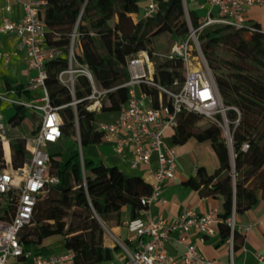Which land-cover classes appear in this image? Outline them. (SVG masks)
Masks as SVG:
<instances>
[{"label": "trees", "instance_id": "1", "mask_svg": "<svg viewBox=\"0 0 264 264\" xmlns=\"http://www.w3.org/2000/svg\"><path fill=\"white\" fill-rule=\"evenodd\" d=\"M156 1L158 11L152 19H133L132 15L139 12L140 0H46L40 13L46 32L45 46L59 50L60 54L45 63L44 85L50 105L59 108L62 119V137L58 143L48 145L47 151L51 172L60 182L39 197L30 223L21 230L20 242L26 250L51 255V248L42 243L58 237L64 250L74 253V264H106L118 248L104 246L101 222L106 225L108 218L113 217L119 223L123 207L129 209L130 220L138 218L140 211L147 208L140 202L151 194L149 183L141 177L127 176L115 166L85 158L83 150L102 141V134L95 126L96 113L87 111L90 104L87 98L91 94L89 80L84 75H76L71 93L57 77L68 68V47L76 30V60L87 67L98 90H109L101 101L100 112H119L129 98L128 89L123 87L129 80L128 59L139 51L151 56L153 40L163 34H169L173 42L187 37L183 0ZM188 16L192 27H198L197 16L192 11H188ZM247 28L253 31L249 33ZM198 42L222 105L227 109L233 164L222 129L215 124L200 127L204 118L199 114L181 111L177 115L171 143L179 146L189 139L210 142L218 159V169L213 175L198 172L185 186L202 198L221 199L217 229L225 240L230 237L225 221L232 212L237 215L248 211L256 203L257 194H264V30L251 23L243 29L213 26L199 33ZM155 62V82L178 92L183 81L182 63ZM174 80L179 81V86H173ZM4 86L7 91H21L19 85L9 81ZM142 91L158 107L159 92L147 86H142ZM74 101L77 103L73 106ZM162 101L170 105L165 95ZM14 107L16 114L10 120L13 128L24 121L28 110ZM68 139L72 140V148L68 159L61 161L59 157ZM243 145L248 148L243 150ZM10 148L13 167L19 168L26 158L24 139L12 138ZM8 217L5 209L0 218ZM239 238L235 231L234 249Z\"/></svg>", "mask_w": 264, "mask_h": 264}, {"label": "built area", "instance_id": "2", "mask_svg": "<svg viewBox=\"0 0 264 264\" xmlns=\"http://www.w3.org/2000/svg\"><path fill=\"white\" fill-rule=\"evenodd\" d=\"M23 16L18 21L4 18L0 26V34H15L24 47L28 69L33 72L29 79L30 91L41 89L43 95L39 100L24 101L15 96V91L0 93V104L21 106L39 112V123L32 137L24 138L26 158L19 168H14L10 148L11 138L7 136L6 124L0 113V207L8 211V218H0V264H74V253L64 251L58 255L36 254L26 250L20 242L21 230L30 223L33 209L39 197L59 184L58 176L51 172V159L47 146L56 144L62 137V119L59 108L50 105L47 89L45 63L60 54L57 49L45 46L46 32L40 13L46 0H20ZM145 3L142 11L143 19H152L157 11L156 0H140ZM208 12L198 27L191 25L188 12L184 8L188 27L187 37L173 42L165 53L139 51L127 61L129 80L123 85L128 89V101L117 112L112 122L95 124L96 130L102 134V141L112 143L117 155L130 151L132 158L130 167L136 169L140 165H149L155 156L156 166L151 170V194L141 199V205L147 207L140 211L136 219L123 223L127 237L121 241L113 237L118 248L113 259L106 264H214L204 258L192 242L197 237L200 242L216 233L217 215L210 213L198 215L188 210L170 220L157 219L148 215L149 208L159 202L161 188L175 178L176 152L173 145L166 143V132L176 126L177 115L181 111L196 113L222 129L226 143L231 142L230 131L213 75L202 55L198 42L199 33L208 27L227 26L232 29H243L246 24V10L253 6H264V0H207ZM10 8H6L9 12ZM249 33L253 29L247 28ZM73 31L68 47V68L59 73L58 82L73 93L76 75H84L90 82L91 94L87 111L98 113L101 101L109 90H98L92 75L84 64L74 56V45L77 40ZM180 61L183 65V81L178 92L161 87L154 80L155 61ZM0 61L8 62L6 55H0ZM174 80L173 86H179ZM142 86L154 88L159 92L158 107L153 106V99L142 91ZM163 95L170 101L164 104ZM74 101L71 105H75ZM222 114L221 121L216 113ZM237 113L238 111L234 109ZM239 114V113H238ZM215 124V125H216ZM247 145L242 149L246 150ZM78 154L81 165L82 181L85 186L83 170V154L78 139ZM235 213L225 221L230 230L228 244L232 250V236L235 232ZM249 227L245 228L248 231ZM177 236L176 243L183 252L178 258L171 257L166 249L171 236ZM257 261L264 264V256H257ZM232 264V260L230 262Z\"/></svg>", "mask_w": 264, "mask_h": 264}, {"label": "crops", "instance_id": "3", "mask_svg": "<svg viewBox=\"0 0 264 264\" xmlns=\"http://www.w3.org/2000/svg\"><path fill=\"white\" fill-rule=\"evenodd\" d=\"M207 0H183L184 8L192 11L201 22L208 12ZM9 7L10 11L6 12ZM246 24H257L264 30V6H253L246 10ZM23 16L22 3L20 0H0V26L4 18L12 21H18ZM133 19H140V13L132 15ZM142 18V17H141ZM0 55H6L8 62L0 61V93L12 92L7 91L4 84L9 81L14 85L20 86V92H15L16 97L24 101L39 100L43 93L41 89L30 91L28 88L29 79L33 76V72L28 69L25 59L24 47L21 40L13 33L0 34ZM113 115L108 122H112L117 112L101 113L96 115ZM95 124L100 123L96 121ZM40 119V118H39ZM39 120L36 123L32 133L35 132ZM173 130L166 132V143L172 145L171 137ZM23 138V137H22ZM176 152V170L175 178L165 184L159 195V202L152 205L148 210V215L157 218L170 220L182 215L184 212L191 210L198 215H206L215 213L218 216L221 210V199L218 198H202L191 188L185 186L190 178H195L197 173L202 171L207 175H213L218 169L219 163L216 154L210 142H198L189 139L182 145L173 146ZM88 159L94 162H102L107 166H115L120 172L127 176L141 177L151 186V170L156 166V158H151L149 165H140L136 169L130 167L132 155L130 151H126L122 155H117L114 151L112 143L101 141L99 144L92 145ZM123 207L119 213V223L113 217H109L106 223V232L108 226L117 233V239L123 241L127 237V232L123 227V223L129 220V209L127 208L126 218L121 217ZM123 219V220H122ZM218 220V217H217ZM216 220V233L212 237H207L200 242L197 237H192V242L196 245L201 255L214 262V264H261L257 261V256H264V194L258 193L256 203L246 212L235 215V231L240 237L237 240V248L230 250L228 239L223 240L218 232ZM249 227L248 231L245 228ZM55 238V237H54ZM177 236L173 234L166 244V249L171 257L178 258L183 249L176 243ZM62 243L61 238L53 240V238L43 241L42 245L52 248L57 243ZM104 246L110 249L115 247L113 244ZM63 246V243H62ZM51 253V255H58ZM117 252V251H116ZM115 252V254H116Z\"/></svg>", "mask_w": 264, "mask_h": 264}, {"label": "rangeland", "instance_id": "4", "mask_svg": "<svg viewBox=\"0 0 264 264\" xmlns=\"http://www.w3.org/2000/svg\"><path fill=\"white\" fill-rule=\"evenodd\" d=\"M144 6H145V3L140 2L139 12H138V13H140V18L142 17V11H143ZM172 43H173V40L171 39L170 35L169 34H163L161 36L156 37L153 40L152 47H153V50L157 53H165L169 50ZM76 51H77V54L79 55L78 48L76 49ZM226 111H227V109H226ZM226 111H225V116H226ZM0 113H1L2 117L4 118V122L6 124L7 136L11 139L16 138V137H21V138L23 137V139L32 137L33 136L32 129H34L37 121L40 118L39 112H36L35 110H32V109L27 110L24 121L18 127L13 128L10 125V120L16 114L15 107H12L7 103H2V104H0ZM111 116H113V115H111ZM111 116L105 115V114L104 115L99 114V115H96V121L100 122V123H104V122H107L109 118H112ZM215 117L218 121H221L222 114L219 113V109H218V112L216 113ZM236 122L237 121H235L234 124ZM209 124H216V123H213V121H210V120L204 118L199 125H200V127L203 128V127L208 126ZM227 124H228V121H227ZM216 125H218V124H216ZM228 128H229V126H228ZM229 131H230V129H229ZM91 147H92V145L88 146L87 148H85L83 150L85 158H88V154L91 152L90 151ZM71 148H72V140L68 139L66 141V143L64 144L63 149H62V153L59 157L61 161H66L68 159L69 152H70ZM1 211H2V207H0V213H1ZM126 216H127V208H125V210H122V212H121L122 218H126ZM101 225H102L104 233H105V243L107 245L113 244V237H117L116 231L108 226L107 227L108 232H106V225L102 222H101ZM58 239H59L58 237L53 238V240H58ZM51 250H52V253L61 252L63 250L62 243L59 242V243L53 245Z\"/></svg>", "mask_w": 264, "mask_h": 264}, {"label": "water", "instance_id": "5", "mask_svg": "<svg viewBox=\"0 0 264 264\" xmlns=\"http://www.w3.org/2000/svg\"><path fill=\"white\" fill-rule=\"evenodd\" d=\"M229 149H230V155H231V159H232V164H233V156H232V149H231V142L227 143Z\"/></svg>", "mask_w": 264, "mask_h": 264}]
</instances>
